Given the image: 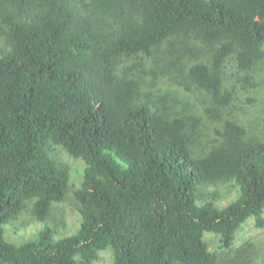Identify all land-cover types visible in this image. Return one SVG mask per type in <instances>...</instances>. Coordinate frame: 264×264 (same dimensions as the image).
<instances>
[{
	"label": "trees",
	"instance_id": "1",
	"mask_svg": "<svg viewBox=\"0 0 264 264\" xmlns=\"http://www.w3.org/2000/svg\"><path fill=\"white\" fill-rule=\"evenodd\" d=\"M131 58L152 82L124 71ZM228 60L264 62V0H0V264H93L108 249L112 264H218L206 231L230 248L249 218L264 227V134L226 113ZM162 76L210 98L205 143L197 112L152 91ZM55 147L85 162L79 229L12 244L4 225L27 201L45 220L67 195ZM221 184L239 187L224 206L203 195Z\"/></svg>",
	"mask_w": 264,
	"mask_h": 264
},
{
	"label": "rangeland",
	"instance_id": "2",
	"mask_svg": "<svg viewBox=\"0 0 264 264\" xmlns=\"http://www.w3.org/2000/svg\"><path fill=\"white\" fill-rule=\"evenodd\" d=\"M200 49L203 51V46L197 41L195 51L198 54H195V56L201 55ZM124 61L126 62V65L122 66L125 68L124 71L141 74L148 82H152V78L148 74H143V72L141 73L135 69L133 66L134 58L125 59ZM127 66H133L134 70L127 68ZM224 75L223 91L231 95L226 113L230 117H236L250 135H263L264 62L257 63L251 71H243L238 68L233 60H228L225 64ZM151 89L152 91H160L161 94L172 95L174 99L178 100V103L173 102L177 108L195 111L198 116L202 117V124L199 129L202 132L199 139L201 144L206 142L208 136L213 135L212 116L206 115L204 110L212 107L208 96L205 97L198 90L195 92L186 91L177 83L174 84L163 76L158 80L157 85ZM207 124H210L208 125L210 128ZM53 154L69 171L67 195L62 201L52 204L50 217L45 220L34 219L32 215L33 200L27 201L25 209L18 218L4 225L5 239L12 244L19 245L46 227L52 229L55 240L70 236L79 229L81 215L77 209L74 191L81 187L85 162L80 158L73 157L60 147H55ZM214 190L219 192L216 203L219 206H224L236 197L239 187L235 184L208 187L203 192L204 197L208 198L209 193L214 192ZM256 222L255 218H249L237 231L235 241L230 248L222 247L220 236L217 234L208 231L204 233V239L209 250L216 252L220 257L218 264H264V227H258ZM112 261L113 252L108 249L101 251L99 259L94 261L93 264H112Z\"/></svg>",
	"mask_w": 264,
	"mask_h": 264
}]
</instances>
